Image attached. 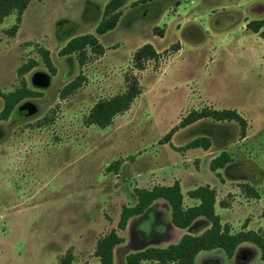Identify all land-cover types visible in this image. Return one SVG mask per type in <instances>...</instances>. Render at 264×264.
Wrapping results in <instances>:
<instances>
[{
    "label": "rangeland",
    "instance_id": "obj_1",
    "mask_svg": "<svg viewBox=\"0 0 264 264\" xmlns=\"http://www.w3.org/2000/svg\"><path fill=\"white\" fill-rule=\"evenodd\" d=\"M108 1H34L14 36L7 32L16 13L0 25V93L13 92L23 80L42 94L0 122V264H59L66 254L72 264H95L96 241L117 229L124 206L135 205L134 189L167 185L180 173L186 207L193 204L188 190L224 177L226 187L215 191L223 225L232 233L248 224L251 231L264 230V27L256 34L246 29L264 19V0H126L116 28L98 36ZM85 34L97 37L102 56L88 49L84 66L75 55L59 56L70 39ZM145 44L158 55L138 71L133 55ZM40 48L49 51L55 75ZM29 61L34 68L19 76ZM127 75L140 88L131 108L106 128L87 125L96 102L125 91ZM79 76L81 86L62 99V89ZM28 107L35 110L31 116ZM203 109L236 111L246 121V137L236 122L202 119L164 143L187 114ZM199 137L211 139L207 151L185 149ZM222 152L232 162L216 175L210 162ZM116 161L118 171L108 170ZM194 170L198 174L189 177ZM158 202L117 230L124 238L118 261L180 238L161 231L171 210ZM246 246L253 251L237 259L221 249L201 252L195 264H263L259 250Z\"/></svg>",
    "mask_w": 264,
    "mask_h": 264
},
{
    "label": "trees",
    "instance_id": "obj_2",
    "mask_svg": "<svg viewBox=\"0 0 264 264\" xmlns=\"http://www.w3.org/2000/svg\"><path fill=\"white\" fill-rule=\"evenodd\" d=\"M39 0H0V25L6 18L16 13L17 23L8 30L10 36H14L18 30L21 16L29 4ZM148 0H142V3ZM126 0H109L103 11V19L97 25L95 33L102 36L116 28L122 15L121 8ZM264 27V19L250 21L246 24V29L259 33ZM94 55L102 56L104 48L99 43L97 37L92 34H85L70 39L66 45L60 49V57L75 55L79 66H84L87 62V50ZM39 53L42 57L45 67L52 75H55V68L52 65L49 51L40 48ZM157 52L150 44H145L133 55V66L136 70L142 71L144 62L157 58ZM35 66V62L29 61L18 69V75L22 76L30 72ZM82 77L68 83L61 91V98L72 94L82 83ZM126 89L123 93L117 94L109 99H103L96 102L90 109L86 124L99 128H106L111 125L113 119L127 112L134 100L140 95V88L137 79L133 75L125 77ZM41 92L30 90L25 81H21L19 88L13 92L2 94L0 98L3 102L0 111V122L9 119L15 108L24 100L41 97ZM202 119H211L213 122H236L240 127V137H246V121L234 110H211L203 109L201 111H192L185 116L170 132L163 138L164 143H169L171 136L178 131L188 127ZM211 146V139L208 137H199L186 145L185 149H203L207 151ZM232 162L231 156L222 152L219 156L210 162V171L216 173L225 168ZM119 161L114 162L108 167L115 172L120 167ZM218 175V174H217ZM245 188L254 197L258 194L253 188ZM133 194L136 203L133 206H124L121 209L117 229L111 230L99 238L94 249V256L98 259L97 264H114V250L124 243V239L119 236L118 231H124L130 219L134 217H144L153 210L154 202L161 200L167 203L171 210L170 222L173 227L180 230L191 231L190 234H184L177 243L170 244L164 248L146 247L125 257V264H195L197 255L201 252L221 249L230 259L234 256L237 248L248 243L255 246L260 252V260L264 264V230L251 231L242 230L232 233L228 225H222L220 217L215 212L216 192L209 186H200L188 192L190 199L197 200L199 203L192 207H184L183 196L178 182L171 186H154L150 189L135 188ZM264 222V214L262 215ZM166 230L161 229L162 232ZM202 231L200 234H195ZM146 236L148 233H144ZM149 236L150 240L152 239ZM148 238V239H149ZM154 239V238H153ZM73 256L66 254L59 260V264H72Z\"/></svg>",
    "mask_w": 264,
    "mask_h": 264
},
{
    "label": "crops",
    "instance_id": "obj_3",
    "mask_svg": "<svg viewBox=\"0 0 264 264\" xmlns=\"http://www.w3.org/2000/svg\"><path fill=\"white\" fill-rule=\"evenodd\" d=\"M213 173V172H212ZM217 174H220V172H219V170L216 172ZM196 174H198V171L197 170H194L193 172H190V176L189 177H191L192 175L194 176V175H196ZM215 174V173H214ZM216 174V175H217ZM181 175H183L182 173H180V175H179V177H177L176 179H173L172 180V182L171 183H167V185L166 184H161V185H157V186H171V185H173L175 182H178L179 183V185H180V188H181V192H182V196H183V205H184V207H186L185 205L186 204H188V202H186V200H185V197H184V189H183V182H184V180L182 179V176ZM192 176V177H193ZM219 177V176H218ZM217 177V179L219 180V184H213V185H208V184H205V185H207V186H209L210 188H212V189H214L215 191H217V190H219V189H224L225 187H226V185H227V183H226V179H224V177H222V180L221 179H219ZM205 185H201V186H205ZM197 187H200V186H197ZM197 187H195L194 189H196ZM145 189H148V188H145ZM194 189H192V190H194ZM188 191H191V190H188ZM188 197V196H187ZM189 198V197H188ZM190 199V198H189ZM191 201H193V204H191V205H189L188 207H192V206H195V205H197L199 202L197 201V200H194V199H190ZM158 201H161V200H158ZM158 201H156V202H154V204H153V206H152V208L154 209L155 208V206H156V204L157 203H159ZM163 203H165V205H167V203L166 202H164L163 201ZM217 204H218V201H217V195H216V203H215V212H216V214L220 217V219H221V223H222V225L223 224H225L226 222L224 221V219L222 218V216H221V214L220 213H218V211H217ZM132 219H135V217L134 218H132ZM132 219H130V221L132 220ZM129 221V222H130ZM128 222V223H129ZM228 225H230V224H228ZM127 226H128V224H127ZM127 228V227H126ZM232 228V227H231ZM230 228V229H231ZM126 230V229H125ZM242 230H252L251 229V227H250V224H248V225H242V227H241V229H240V231H242ZM164 232H167L166 233V235H169V234H174V235H177V234H179V233H181V236H180V238L184 235V234H190L191 233V231L189 230V229H187V230H180V229H176L175 227H173L172 225H171V222H170V220H169V223H168V228H166V230L164 231ZM202 231H198L197 233H195V234H200ZM165 235V236H166ZM123 238V237H122ZM179 238V239H180ZM124 239V238H123ZM179 239L178 240H175V242L174 243H177L178 241H179ZM97 242V241H96ZM174 243H172V244H174ZM124 244V243H123ZM122 244V245H123ZM246 244L247 243H244V244H242V245H240L238 248H237V250H236V252H235V254H234V256L233 257H236V259H237V257H238V255L240 254V253H242V252H244V251H246V252H252L253 251V248L252 247H250V246H246ZM168 245H170V244H168ZM168 245H166V246H168ZM250 245V244H249ZM121 246V245H120ZM119 247V246H118ZM117 247V248H118ZM117 248L114 250V264H125V257H126V255L127 254H125L123 257H122V260H120V261H118L117 260V258H116V251H117ZM244 253L243 254V257H242V262L244 261V260H246L245 258V256H246V254L247 253ZM200 254V253H199ZM199 254L197 255V257L199 256ZM197 257H196V259H197ZM196 259H195V261H196ZM98 263V259L96 258V262H95V264H97Z\"/></svg>",
    "mask_w": 264,
    "mask_h": 264
},
{
    "label": "water",
    "instance_id": "obj_4",
    "mask_svg": "<svg viewBox=\"0 0 264 264\" xmlns=\"http://www.w3.org/2000/svg\"><path fill=\"white\" fill-rule=\"evenodd\" d=\"M23 109L25 108V107H22ZM28 109V111H27V113H26V116H31V115H33L34 113H35V110L32 108H27Z\"/></svg>",
    "mask_w": 264,
    "mask_h": 264
}]
</instances>
